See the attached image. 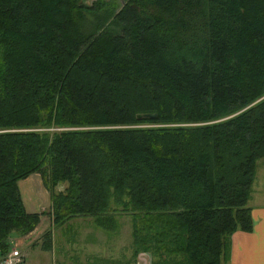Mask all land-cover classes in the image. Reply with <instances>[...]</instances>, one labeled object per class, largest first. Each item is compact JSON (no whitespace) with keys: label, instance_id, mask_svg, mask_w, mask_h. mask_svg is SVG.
<instances>
[{"label":"trees","instance_id":"obj_1","mask_svg":"<svg viewBox=\"0 0 264 264\" xmlns=\"http://www.w3.org/2000/svg\"><path fill=\"white\" fill-rule=\"evenodd\" d=\"M262 157L264 0H0L1 262L39 173L55 225L128 213L135 258L227 264Z\"/></svg>","mask_w":264,"mask_h":264},{"label":"rangeland","instance_id":"obj_2","mask_svg":"<svg viewBox=\"0 0 264 264\" xmlns=\"http://www.w3.org/2000/svg\"><path fill=\"white\" fill-rule=\"evenodd\" d=\"M84 1L91 3L93 0ZM144 125H157V123ZM255 177L257 181L260 182L257 184V187L260 185L259 191H263L264 157L258 160ZM256 183H253V190ZM59 187L62 188L64 185H60ZM257 187L256 190H258ZM19 188L28 210L44 212L38 224L39 227L48 228L52 220L48 213L51 207V200L49 191L44 186L41 175L39 173H33L26 178L20 179ZM261 194L260 197H256V199L253 198L252 202H264V195ZM116 217L119 226L114 231H108L98 227L95 225L94 219L91 216H76L71 218L68 225L75 227V230L65 231L64 226L57 228L55 232L56 244L60 245L65 242L63 235L75 237L73 239L75 241L69 244L71 249H67V252H70L71 255L65 256L64 260L62 257L63 262L65 264H151L153 257L150 252L142 251L136 258L133 255L132 216L128 213H117ZM24 235H13L11 237L12 246L16 248L17 245L20 244L17 241L18 238ZM38 238L39 236L36 240H38ZM22 245L23 248H25L27 243L25 242ZM35 249L36 251H34L33 248L29 249L26 264H37V250L41 249ZM51 255V252H47L45 260L39 259V261L42 264H52ZM1 256L2 255H0V260L3 258Z\"/></svg>","mask_w":264,"mask_h":264},{"label":"crops","instance_id":"obj_3","mask_svg":"<svg viewBox=\"0 0 264 264\" xmlns=\"http://www.w3.org/2000/svg\"><path fill=\"white\" fill-rule=\"evenodd\" d=\"M254 182L257 183L255 185L254 190L252 191V195L250 198L253 227L249 230L238 228L237 230L233 231L230 237L229 261L227 262V264H264V202H252V199L260 197L261 193V195H264V190L259 191L260 185L259 187H257V184L260 182L257 181L256 177ZM256 187L258 190H256ZM68 222H70V220ZM68 222L64 223L63 225H55L52 223L51 220V223L48 228H41L38 225L34 230L29 232L28 234L20 236L17 240L20 244L17 246L25 253L26 259L24 264H26L27 262L28 251L30 248H33L34 251H36L35 248L41 249L37 250V264H42L39 259L45 260L47 252H51L52 254V264H65L63 262L64 257L71 255L70 252H67V249H71V246L69 244L75 241L73 240L75 237H68L63 235V237L65 238V242L59 245L56 244L57 241L55 238V232L57 231V228H60L62 226H64L65 231L73 230L75 227H72V225H68ZM47 230H51L52 234L51 249L44 248V234ZM38 236L39 238L38 240H36ZM25 242L27 243V245L25 248H23L22 244Z\"/></svg>","mask_w":264,"mask_h":264},{"label":"built area","instance_id":"obj_4","mask_svg":"<svg viewBox=\"0 0 264 264\" xmlns=\"http://www.w3.org/2000/svg\"><path fill=\"white\" fill-rule=\"evenodd\" d=\"M23 260V254L14 247V249L6 255L1 264H22Z\"/></svg>","mask_w":264,"mask_h":264},{"label":"water","instance_id":"obj_5","mask_svg":"<svg viewBox=\"0 0 264 264\" xmlns=\"http://www.w3.org/2000/svg\"><path fill=\"white\" fill-rule=\"evenodd\" d=\"M139 117L147 116V117H156L157 112H145V113H139Z\"/></svg>","mask_w":264,"mask_h":264}]
</instances>
